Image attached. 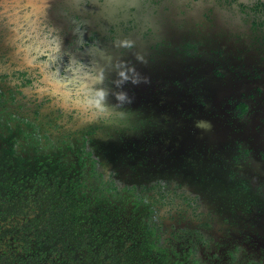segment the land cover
<instances>
[{"label": "flooded vegetation", "instance_id": "1", "mask_svg": "<svg viewBox=\"0 0 264 264\" xmlns=\"http://www.w3.org/2000/svg\"><path fill=\"white\" fill-rule=\"evenodd\" d=\"M33 26L34 69L7 54ZM0 68L45 77L37 126L108 186L205 231L197 264H264V0H0Z\"/></svg>", "mask_w": 264, "mask_h": 264}, {"label": "trees", "instance_id": "2", "mask_svg": "<svg viewBox=\"0 0 264 264\" xmlns=\"http://www.w3.org/2000/svg\"><path fill=\"white\" fill-rule=\"evenodd\" d=\"M17 72L0 68V264H197L205 231L167 226L147 197L43 134L24 90L33 73Z\"/></svg>", "mask_w": 264, "mask_h": 264}, {"label": "rangeland", "instance_id": "3", "mask_svg": "<svg viewBox=\"0 0 264 264\" xmlns=\"http://www.w3.org/2000/svg\"><path fill=\"white\" fill-rule=\"evenodd\" d=\"M11 4V3H10ZM8 15L10 16L11 15V10L7 12ZM13 13V11H12ZM10 18H13V16H10ZM32 31L29 32L31 39L33 40V43L29 46H25L23 49H19V48H15V49H11L9 50V52H7V54L10 56V58H13L16 62H19V63H25L28 65V67L31 66V68L34 69V60H33V57H34V51L37 50V51H40V48L39 47H36L35 50H34V41H41L42 39L37 37L36 36V32H34V26L31 27ZM15 37V35L13 36ZM8 38V36H7ZM35 45L37 46V43L35 42ZM31 51V53L29 52ZM26 53H28V55H26ZM30 53V54H29ZM38 71H41L38 67L37 69ZM43 73V72H42ZM40 78H36L33 80V84H31V89H24L25 90V94L29 96L30 99H32V96L34 95V98L40 94V91H41V87L40 85L42 84L41 81H38V79L40 80H44L45 77H43V75H39ZM46 110V109H45ZM44 110V112H45ZM47 111V110H46ZM50 110H48L47 112H49ZM53 117L54 114L51 113ZM54 123H56V129H64V126L65 124L63 123V120L59 117H55L54 119Z\"/></svg>", "mask_w": 264, "mask_h": 264}]
</instances>
